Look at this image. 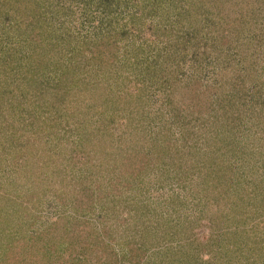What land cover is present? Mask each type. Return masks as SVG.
Masks as SVG:
<instances>
[{
	"label": "trees",
	"instance_id": "obj_1",
	"mask_svg": "<svg viewBox=\"0 0 264 264\" xmlns=\"http://www.w3.org/2000/svg\"><path fill=\"white\" fill-rule=\"evenodd\" d=\"M47 1L50 0H0L1 36L9 39L15 32L20 36L30 34L31 41L35 36L39 45L42 37H52L45 17L53 10L50 6L46 10ZM59 1L71 4L75 0ZM107 1L113 4L115 15L124 13L123 5L132 10L131 14L126 12V25L121 29L125 44L118 41L119 31L115 35H101L91 43L86 39L73 43L72 36L67 41L61 40L59 34V43L70 48L72 56L67 55L68 61L62 65L53 66L58 68L57 74L47 72L51 64L47 51L34 53L35 63L31 67H21L16 73L13 67H0V179H4L0 181L3 189L0 194V242H3L0 264H123L125 260L143 263L148 258L143 240L150 239V227L142 224L140 211L149 209L154 217L160 218L163 213L160 207H173L170 201H179L169 188L171 184L168 187L160 181L171 172L176 176L177 173L191 176L194 181H197L196 175L204 176L200 182L210 185L211 190L207 191L205 202L202 197L198 201V206L204 205L206 199L209 201V210L202 212L200 219L205 218L215 231L219 230V220L225 212L233 220L250 211L256 215L264 211V200L260 199L264 190L260 193L257 181L250 183L247 177L246 184L231 188L235 184L229 185V179L222 181L218 158H211L208 152V149L214 152V146L218 150L217 140L233 154H239L238 146L240 154L246 155L249 143L242 130L245 127L247 133L253 127L244 126V121L258 124L257 128L264 135V87L248 83L255 79V72H261L253 69L264 66V0L252 19L254 24L242 17L245 14L248 18L249 9L247 3L237 7L235 2L240 0ZM244 8L245 13H239V9ZM158 10V14L153 15ZM147 48H152L151 52ZM234 49L238 51L235 53ZM178 55L180 61L177 62ZM232 56L235 60H229ZM132 60L146 67L141 73H136L135 69L126 70L125 76L123 66ZM228 64L232 67L230 71L226 69ZM80 67L89 69L85 68L86 73H83ZM155 68L159 69L160 77L168 73L167 82L161 79L156 86L147 78L151 76L150 71L155 74ZM227 71L229 75L234 72L238 75L232 77L234 81L225 89ZM110 81L112 89L113 84L116 85L113 100L108 97L111 90L106 85ZM239 81H243V86L237 89ZM136 87L148 90L149 100L144 112L147 117L157 114L153 130L152 127L151 130L146 129L147 126L144 128L139 120L131 121L127 127L129 121L124 116L118 121L113 116H98L96 112L102 105L117 103L125 98L126 91L137 90ZM136 101L131 97V103ZM43 106L52 114L48 118L43 115L46 113ZM85 108L93 109L96 114L82 124L85 126L82 130L67 116L77 113L70 118L77 119L78 112ZM133 110L130 113L135 114ZM121 111L123 109L115 110ZM61 114H65L66 119L60 117ZM181 114L185 115L184 124L178 116ZM164 116L169 131L166 134L163 133L165 127L157 122H163ZM58 124H64L66 134L74 130L76 139L69 142L61 137L56 140L60 132ZM203 128L206 133L209 131L213 145L211 141L205 144L202 141L206 134L202 135ZM104 129L107 130L103 132ZM149 141L158 143L157 153L161 156L155 150L151 155L144 151V143ZM101 144L106 146L99 152L96 149ZM47 145L52 146L46 148ZM78 148L84 153L77 152ZM44 170L52 175L50 180L38 177ZM21 174L31 177L25 183L34 191L28 197L26 194L23 201L17 199L20 207L24 206L23 215L28 213L30 219L31 213L37 211L30 205L42 188L58 192L57 198L67 205L66 208L37 211V218H45L47 222L38 225L37 220H30L27 232L16 229L22 224L21 219L16 222L11 219L12 224L8 226L3 223L17 211L10 209L13 198L7 197L10 192L6 187L18 181L17 176ZM48 174L44 173L43 177ZM253 176L256 180V172ZM117 200H124L121 206H133L131 209L139 212L119 217L123 209L118 214ZM187 200L182 199V204ZM216 203L223 208L217 209ZM178 224L184 226L183 221ZM8 228L12 232L7 231ZM255 228L254 257H247V262L240 258L237 264H264V253H259L261 248L264 250V230L261 224ZM126 231L133 233L132 239ZM162 236L166 237L164 233ZM170 247L164 248V252ZM181 256L178 252L173 257H164L161 264H188L179 259Z\"/></svg>",
	"mask_w": 264,
	"mask_h": 264
},
{
	"label": "rangeland",
	"instance_id": "obj_2",
	"mask_svg": "<svg viewBox=\"0 0 264 264\" xmlns=\"http://www.w3.org/2000/svg\"><path fill=\"white\" fill-rule=\"evenodd\" d=\"M244 1L240 0L239 3L238 1L235 2L237 4L236 6L238 7L239 5L240 7L242 5H246L247 3V7L249 9L248 15H247L248 18L245 17V14L242 17L245 20H248V22L250 21V23H253L252 19L255 13L256 12L258 13L260 11L259 9H260L262 0H244ZM248 1H251L250 4L248 3ZM47 2L48 3L50 2V4L48 3L46 4L48 6L46 7V10L49 8V6L52 7L51 10H53L52 13L49 10L48 16L45 17L47 24L49 23L48 25L50 27V30H52V37L50 36L42 37L43 42L42 44L39 45L38 40H36L37 37L34 36L35 40L33 39V41H31L32 39L31 37H29L30 34L28 33H27L28 35L20 36L18 35V33L15 32L14 34L11 35V38L9 39L6 37H2L0 34V37L5 40L3 42V40L0 39V58L2 60L0 62V67H4V69L5 67H13L15 69L14 73H16L17 71H20L21 67H31V65L35 63V60L32 59L34 58V53H44L47 51L48 57L51 63L50 68L47 72L51 71L52 75L57 74L58 68L53 67V66L62 65L63 64L62 62L66 60L68 61V58H69L68 56H72V53H70L72 52V50L60 44L61 41L59 40V36H58L59 34L61 36L60 38H62L61 40L67 41L69 40V37L72 36L74 37L73 39H71L73 43L78 42V40L83 42V40L85 39L87 41H90L91 43L95 39L100 38L101 35L110 34V33L111 35H115L117 34L116 32L119 31L120 33V36L118 35L119 43L120 44L126 43L125 42L126 39H124L123 36H121L123 35L121 34L122 33L121 29L124 28L123 25H126L124 24V17L126 15V12L130 14L132 13V10L129 9L127 5L121 6L122 9L125 10L124 13L122 12L121 14L115 15L114 13H112L114 9L113 4L112 3L109 4L107 0H101L100 2H96V0H82L81 2H79V0H75L71 4L69 3L70 1L68 2V1H59V0H55V2L53 0H50ZM159 11L160 10H158L157 12H154L153 15H157ZM240 12L245 13V8L239 9V13ZM235 13H238V11H236ZM54 22L56 23L54 24ZM2 31L3 29H2V26L0 25V33ZM59 44L63 47H60ZM239 45H241V42ZM152 48H147V51L151 52ZM239 50L241 52V47H239ZM147 51L145 53L146 58L148 54ZM233 51H235L236 53V51L238 50L234 49ZM74 52H76V50ZM56 53L59 54L60 57H58ZM189 57L191 59L192 53H190ZM230 59L235 60L233 56L232 58H229V60ZM176 60L177 62L180 61L179 55L178 57L176 56ZM134 62L135 61L132 60L127 66L126 64H124L123 74L125 76H126V70L130 72V69H135L136 73H141L144 71L146 66H142V64L139 65V63L134 64ZM231 62L233 64V61ZM227 63H228V60H227ZM46 65L48 66L47 61H46ZM228 65L226 66V69L228 71L232 70V67H230V64ZM263 67H255L253 69L255 71L256 69L257 70L259 69V71L261 72H258V73L255 72L254 74L255 79L248 80L249 85L255 86V84H258V85L262 84L261 86L264 87ZM85 68L89 69V67H84V69L80 67L79 71L86 73ZM171 68L173 71L174 67H171ZM158 70L155 68L153 70L155 72L154 75L152 74V71H150L151 76L148 77L147 75V78H150L154 82L153 84H156V86L159 83H161L160 81L161 79L164 82H167L169 78L168 73L164 75L163 77H160V75L157 73ZM228 71L224 74V81H226V84L224 87L225 89H227L226 86L230 84V82L234 81L232 77L233 76L235 77V75H238V73H235V72L229 75ZM180 75H182L181 72H180ZM151 80L150 82L146 81V83L150 84ZM90 85H94L98 87L99 84L98 85L90 84ZM106 85L108 87V90L109 91L111 90L108 97L110 99L114 98L116 95L114 96V94L112 93H114V90H116V85L113 84V89H112L111 81L107 83ZM237 85H238L237 89H239V87L243 86V81H239ZM136 89L137 90L126 91L125 98L119 100L117 103H109L107 104V106L100 105L101 108H99L96 113L98 114V116L102 114L111 116V117L113 116V118L116 121L120 120L119 118L120 116H124L126 120L128 119L127 121H129L127 127H129V124L131 121L139 120L140 123L144 125V128L145 126H147L146 129L151 130V127L155 125V119H157V114H151V116L147 117L148 115L144 111H145V107L149 100V97L147 95L148 90H143V89L140 90L137 87ZM97 94H99V91ZM138 95L140 96L138 97ZM131 97H132V101L136 99L137 101L134 103H131ZM84 103L86 104L88 102L84 100ZM120 103H121V106H120ZM114 104L116 105L112 107V105ZM43 108L45 109L44 111L46 112V113H43L44 117L48 118L49 116L52 115V114H49L50 111L48 110V107L45 108V106H43ZM120 109H123V112L122 111L115 112V110H120ZM131 109H134L133 111L135 114L130 113ZM105 111H108L109 113ZM96 113L91 108L90 110L89 108L87 109L85 108V111L82 110L78 112L79 117L77 119H70L71 117L75 115L77 116V113L76 114L74 113L72 116L68 115L67 118H69V120H71L72 123H76V125L80 129H82V127H85L82 124L88 123V119L89 118L93 119V114H96ZM129 113L132 115H130ZM133 115H135L137 118L133 117ZM178 116L181 118V121H180L181 124H184L185 115L181 114V116L180 115ZM262 116L264 115L262 114ZM60 117L65 118V114H61ZM162 120L163 122L161 120L157 122L162 124L163 127H165V129H163L164 134L169 133L167 126H165L166 117L164 116ZM63 125H60V124L57 125L58 127L57 129L60 132L58 133L57 137L55 136L56 140L60 139L61 137L63 141H69V142L70 140L76 139L77 134L74 132V130H72L73 128H69L72 131L71 132L68 131V133L66 134ZM243 125L253 127V129L249 130L247 133H246L245 127H244V130H242L245 133L244 139L247 141V143H249L247 145L246 155L240 154L241 149L238 146H237V149H238L237 152H239V154H236V155L233 154V152L229 151V149L225 145L221 146L219 141L215 139L214 140L217 142V145H218V150H216L217 147L214 146V150H213L214 152H210V149H208L207 145L206 146H207L208 152L210 153V157L218 158L217 164H219L218 168L222 171V174H221L222 181L229 179L227 181L229 185L232 183L235 184L231 188H237L239 185L246 184L247 177H248V182L250 183H255V181H257V183L260 185L259 190L261 193L264 190V179H262L264 175V135L262 131L259 128H257L258 124L255 126L254 123H252L251 121H248V122L244 121ZM189 126L190 125L186 127L188 128ZM106 130L107 129H104L103 132H105ZM152 130H153V127H152ZM17 132L16 134L19 135ZM145 132H147V130L144 131V135H145ZM203 132L204 133L202 135L206 133V131H204V128H203ZM243 132L241 133L243 134ZM150 141L148 142V144L147 142H145L144 147H143L144 151L149 155L153 153L152 152L153 150H155V152L157 153V147H158L157 146L158 143L156 141L154 143ZM202 141L204 142V144L207 141H211L212 145L214 144L213 141L211 140V136L209 135V131L205 134V136H203ZM193 143L194 142H192V144ZM188 144L190 145V143ZM201 144L202 143H200V146ZM51 146L52 145H47L46 148H49ZM54 146H56L55 143H54ZM104 147L101 144L100 147L99 148L97 147L96 150L100 152L101 150H104ZM77 150H78L77 152L81 154L84 153L82 149L78 148ZM70 151L73 154V151L71 149H67V152L69 154H70ZM162 158L165 159V157L163 156ZM190 172H192V170ZM253 172H256V180H255V177L253 176ZM44 173L48 174L49 172L44 170L42 171L41 176L38 175V177L42 178V180L44 181L45 179L50 180L52 178V175L50 173L49 174L51 176L48 174V177H43ZM245 175L246 177H244ZM17 177H18V181L14 180V184L12 186L6 187L8 188L10 192L9 195H7V197L13 198L12 203H11L12 206H10V209L12 208V210L13 209L17 210L15 214H11V218L9 217V220L7 219L4 220V221H8V223L3 221V223L6 224V226L12 224L11 219L14 220L15 222L21 219L22 224H18L19 226L15 228L27 232L30 228L29 226L30 220L32 222L34 220H37L38 225H42V224L45 225L47 222L45 218H40V219L37 218L36 216L38 214L37 211L42 210V208H47L48 211H50L52 209H55L56 207H58V209H60L61 207H64V208L67 207V205L62 204L63 201H61V198L60 200L57 198L59 195L58 192H54L49 189L47 191L45 190V188H42V190H39V194L37 195L36 198L33 199V202L30 205L31 208L34 207L32 210L36 209L37 211H33V212L31 211L32 213L30 212L31 217L29 219V216L27 217L28 213L23 215L24 206L22 204V206L20 207V204H18L17 199L19 201H23V199H25L26 194H27V197L33 194L34 191L29 190L31 188H28L29 185L27 187V184L25 183V181L31 180V177H28L24 174H21L20 176H17ZM196 177H197V181L196 179L194 181V179L191 176H184V174L182 175L180 173H177V176L176 174L172 172L170 173V175H164L162 177L163 180H160V181L163 183V185H167L168 187H169L168 184H171L169 188L174 191L172 193H175L177 195L176 199L179 200L180 202L179 201L174 202L171 200L170 202L174 204L173 207L172 205L169 206L168 208H165V206L164 208L160 207L162 209L161 212H163L161 213L160 218L159 216L157 218L154 217L152 214L153 212H151V210L149 209L140 211L142 218L144 220L142 224H144V226L149 225L150 227L148 229L150 233V235H148V238L150 239L146 240L144 238L143 240L144 241L143 246L145 244L146 250H148V258H145V261L141 264H161L162 263L161 260L164 261V257L168 256L170 258V255L171 257H173L178 252H181V255H182L181 258L179 259H181L182 261L189 262L188 264H237L240 258L246 259V262H247V257H252V258L254 257L253 256L254 255L253 254V251H254L253 242L257 239L256 238L257 234L255 233V229H256L255 227L257 226V224H261L262 229L264 230V211L261 213L258 212L257 215L254 214L252 211H250L248 215L240 214L238 218L233 219V220L230 219L229 216H227V212H225V216H223L219 220L221 222V224L219 225V230L215 231L213 229V226L209 224L205 218L204 220L200 219L203 216L202 212L206 213V211L209 210L207 206V204H209L208 199H206V203L204 205L198 206V201L201 197L203 198L205 202V198H206L205 195L207 191L211 190V186L200 182L201 179L204 178V176L201 178L200 176L196 175ZM3 180L4 179L2 178L0 179V181L2 182ZM173 181L174 183H172ZM34 185L35 184H33V187ZM203 189H205V191ZM228 189H230V187ZM1 190H3L2 184H0V194L2 193ZM232 192L233 191H230L229 194H232ZM60 193L62 194V192ZM10 198L9 200H11ZM184 198H187L188 200L186 203L182 204V199ZM260 199L264 200V196L263 198L260 197ZM115 203H117L118 208H119L118 214L123 209V212L121 213L122 215L119 214V217L121 216L123 217L125 216V214L130 215V214H133L134 212H139L134 209H131L133 207L132 205H131L132 207H127V206L125 207L124 205L121 206V204L125 203L124 200L122 201L117 200L115 201ZM165 204L167 206L169 204L168 201L165 202ZM1 206H2V202L0 201V208ZM215 206L217 207V209H220V207L223 208L222 204L220 203L219 204L216 203ZM68 208H70V206H68ZM70 211L72 212V210ZM184 211H187V213ZM188 213H190V215ZM194 214L196 215L199 214V215H197V217L194 218L193 217ZM160 219L163 220V222ZM179 221H183L184 226H181L180 224H178ZM8 229L9 230L7 231L12 232V229L10 228ZM163 233L166 235V237L162 236ZM214 233H218L220 235H216ZM126 234L132 235L130 238L131 239L133 238L132 232L126 231ZM262 236H264V234ZM154 238L156 239V242H151V240ZM2 243L3 242L1 241L0 246ZM167 246H171L172 248L170 247L166 253L164 252L163 249L166 248ZM248 247H252V249L249 250ZM231 248H233V250H231ZM260 251L259 253H264V250H262L261 252ZM123 264H133V263H130L125 260Z\"/></svg>",
	"mask_w": 264,
	"mask_h": 264
}]
</instances>
